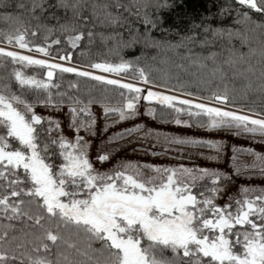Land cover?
<instances>
[{
    "label": "snow or ice",
    "instance_id": "obj_1",
    "mask_svg": "<svg viewBox=\"0 0 264 264\" xmlns=\"http://www.w3.org/2000/svg\"><path fill=\"white\" fill-rule=\"evenodd\" d=\"M182 3L28 0L13 5L0 0L4 8L27 13H5L3 19L11 27L0 29V44L49 54V45L60 43L59 37L50 39L57 32L65 35L72 48L80 43L85 36L81 21L128 25L129 38H121L117 47H131L139 40L163 53L179 54V49H186L184 57L198 66L197 86L207 87L208 94L202 99L215 103L196 99L199 93L187 90L193 81L180 80L176 90L193 98L148 87L145 100H158L177 114L188 113L209 128L235 129L237 134L264 138V106L257 109L236 103L238 97L252 94L264 100V0H235L219 8L218 15L234 16L232 24L209 23L210 14L197 23L189 14L191 23L183 31L184 17L179 12L175 26L166 22V13ZM58 9L63 13L58 14ZM135 20L148 27L141 30ZM152 30L162 35L176 33L179 39H158ZM37 32H43L44 42L29 39ZM196 48L200 51H193ZM60 59L70 60L71 52ZM140 59L97 60L89 67L107 73L130 69L144 84L155 83ZM6 60L13 65L46 66L47 78L16 67L0 75V264H264V186L242 184L239 192L228 193L223 181L230 174L207 167L126 160L98 168L89 155L91 142L80 135L81 128L91 132L95 125L90 96L68 99L74 138L64 134L58 118L36 110L37 105L58 108L65 103L66 94L54 92L59 88L52 80L54 69L126 89L127 93L120 92L124 99L119 106L110 107L104 97L99 101L106 114L118 115L120 120L137 114L143 84L0 46V66H6ZM168 76L161 77V88L170 86ZM13 78L19 87L13 86ZM212 81L219 84L213 87ZM149 111L155 115V109ZM175 123L190 120L176 119ZM141 127L124 129L109 140ZM173 139L223 147L222 142L196 137ZM237 151L250 153L255 160L237 164ZM108 160L109 153L101 151L97 161ZM233 163L237 173L241 168H259L264 174V152L253 148L233 145ZM222 195H226L223 203L219 202Z\"/></svg>",
    "mask_w": 264,
    "mask_h": 264
},
{
    "label": "rangeland",
    "instance_id": "obj_2",
    "mask_svg": "<svg viewBox=\"0 0 264 264\" xmlns=\"http://www.w3.org/2000/svg\"><path fill=\"white\" fill-rule=\"evenodd\" d=\"M0 46L10 47L12 50L23 51L28 55H37L40 58L52 59L55 63H65L70 66H77L50 54L35 53L27 49H20L18 45L0 44ZM57 52V49H51ZM61 52V51H60ZM62 53V52H61ZM66 52L64 51V54ZM84 68V67H83ZM96 71L101 75H109L116 79H123L126 82L143 84L142 99L137 105V114L120 120L118 115L106 114L102 103H92L90 105L92 113L95 114V125L93 131L89 132L81 128L80 135L85 140L90 141L89 155L98 168H111L117 161H139L141 163L160 164V165H185L188 167L216 168L222 172L229 173L228 179L223 181L227 186L228 193L239 192L240 185L264 186V174H261L259 168H241L240 173L236 172L233 163V145L239 148H253L257 152H264V138L258 134L249 133L237 134L235 129L209 128L206 124L202 125L196 121V118L190 117L188 113H180L170 120L160 119L157 116V104L145 102L143 97L147 94V88L152 87L155 91H166L171 95H181L186 99L188 96L171 89L161 88L154 84H144L143 81L127 78L121 72L107 73L100 69H89ZM201 102L215 103L205 101L195 97ZM110 107L119 106L120 103L108 102ZM160 103V102H159ZM184 107L183 104L180 105ZM155 109V115L151 114L149 109ZM36 110L45 116H53L60 121L61 128L65 135L74 138L75 128L71 125L69 103L57 107H45L37 105ZM85 118H87V115ZM176 119L190 120L188 124H177ZM107 121V123H106ZM135 125H141L139 130L129 132L120 139L109 140V137L115 133H121L124 129H133ZM94 133V134H93ZM196 137L207 140L222 142V149L210 147L207 144H182L173 138ZM101 151L109 153V160L105 162L97 161ZM237 164H252L255 157L250 153L236 152ZM226 195L219 198L223 203Z\"/></svg>",
    "mask_w": 264,
    "mask_h": 264
},
{
    "label": "trees",
    "instance_id": "obj_3",
    "mask_svg": "<svg viewBox=\"0 0 264 264\" xmlns=\"http://www.w3.org/2000/svg\"><path fill=\"white\" fill-rule=\"evenodd\" d=\"M17 2L26 3L28 0H7L9 4H15ZM49 2H53V0H49ZM92 2V0H89ZM127 2V0H126ZM232 2L235 3V0H183L182 4H178L177 9L166 13L167 23H172L175 26L176 23V13L179 12L183 17V23L181 24V30H185V28L191 23L187 17L189 14L192 18L196 19L197 23L200 22V17L205 14H210L211 18L208 21L212 24H232L234 20L233 15L220 16L218 15V9L225 6L227 3ZM58 14L63 13V9H58ZM6 12H22L25 16L27 13L24 12L23 9L18 8H4L0 6V29H6L11 27L8 21L3 19V16ZM39 12V9H37ZM46 14V13H45ZM128 15L127 12L124 13ZM70 16V13H69ZM131 18V17H130ZM50 23H55L54 20H50ZM137 25L140 26L141 30L147 25H143L142 21L135 20ZM34 24L35 21H32ZM233 26H238L234 25ZM81 29L85 32V36L81 38L80 43L75 47L67 42L65 35L59 32L55 33L50 39H55L56 37L60 38L59 44H50V55L56 58H60L64 51L66 53L71 52V59H64L67 62L78 65L87 71L86 68H89V64L91 62H95L97 60L103 61L108 60L111 62H119L120 58L124 59H132L135 57H140L139 63L142 66L146 67L151 78L155 80L154 85L160 86L163 82L161 77L168 73V79L170 86L165 87L167 89H171L177 91L176 81H193L192 83L187 85V90L191 92H198L199 96H196L199 99H202L204 96L208 94L207 87L204 85L197 86V65H192L189 63L188 59L184 57V52L186 49H179L177 53L167 52L163 53L159 49H157L154 45L145 44L143 41H137L134 46L125 47L121 44V46L117 47L118 41L122 38L123 40H127L129 28L128 25L122 24L121 26L112 25L108 23H99L95 20L91 24L85 23L81 21ZM91 31L93 34L91 37L87 35V33ZM119 33L120 35H116ZM152 36L158 39H172L178 40L179 36L176 33H168L162 35L158 30H152ZM29 39L35 42H44V34L43 32H37V34L33 37H29ZM51 49L59 50V53L55 51H51ZM31 52H36L35 49H27ZM62 53H61V52ZM193 51H200L199 48L193 49ZM41 54V53H40ZM167 55L169 57L168 60H164L163 57ZM6 66H0V75L5 73H11L13 67L21 69L23 72L27 74H35L41 79H46L47 67L46 66H33L27 64L17 63L13 65L11 60H6L4 62ZM184 64L186 67H179V65ZM70 66V65H68ZM77 67V66H70ZM54 76L52 77L53 83L58 84L59 88L55 89V91L65 93V103L68 102V99L72 96L80 97L82 100H86L89 96L93 99V103H99L101 97L107 99L108 102L111 103H120L124 98L120 96V92L123 91L127 93L126 89H123L122 86L116 85H107L104 82L98 81L94 78L84 77L78 75L76 73L69 72H61L59 69H54ZM121 73L125 75L127 78L138 79V74L134 73L132 70H122ZM101 75V74H100ZM13 86L19 87L18 82L13 78ZM131 83V82H128ZM219 84V81H212L213 87ZM71 85V86H69ZM107 90V91H106ZM177 92L186 94L184 90H179ZM142 99V93L139 101ZM203 100V99H202ZM138 101V102H139ZM214 102V101H212ZM64 103V104H65ZM157 103V116L160 119L170 120L176 115L175 110L171 109L169 106ZM179 103V102H176ZM237 104L250 106L255 105L257 109L261 106H264V100L259 98L258 94H252L247 98L238 97ZM195 118L194 116H192Z\"/></svg>",
    "mask_w": 264,
    "mask_h": 264
},
{
    "label": "water",
    "instance_id": "obj_4",
    "mask_svg": "<svg viewBox=\"0 0 264 264\" xmlns=\"http://www.w3.org/2000/svg\"><path fill=\"white\" fill-rule=\"evenodd\" d=\"M146 95V94H145ZM143 100L145 101V102H156V101H158V100H155V101H147V100H145L144 98H143Z\"/></svg>",
    "mask_w": 264,
    "mask_h": 264
},
{
    "label": "flooded vegetation",
    "instance_id": "obj_5",
    "mask_svg": "<svg viewBox=\"0 0 264 264\" xmlns=\"http://www.w3.org/2000/svg\"><path fill=\"white\" fill-rule=\"evenodd\" d=\"M153 103H156V102H153ZM157 104V103H156Z\"/></svg>",
    "mask_w": 264,
    "mask_h": 264
}]
</instances>
